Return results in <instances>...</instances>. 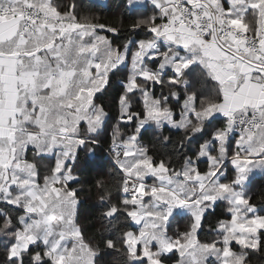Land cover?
Segmentation results:
<instances>
[{"label": "snow or ice", "instance_id": "1", "mask_svg": "<svg viewBox=\"0 0 264 264\" xmlns=\"http://www.w3.org/2000/svg\"><path fill=\"white\" fill-rule=\"evenodd\" d=\"M126 8L117 27L81 0H0V264H255L264 0ZM109 133L100 243L78 221L81 175Z\"/></svg>", "mask_w": 264, "mask_h": 264}, {"label": "trees", "instance_id": "2", "mask_svg": "<svg viewBox=\"0 0 264 264\" xmlns=\"http://www.w3.org/2000/svg\"><path fill=\"white\" fill-rule=\"evenodd\" d=\"M81 2L84 3L85 7L92 14L99 17L100 22L117 27L121 26V22H123V25H128L139 15L138 12H130L126 8V0H107L106 4L104 5L93 0H81ZM107 35L111 36L112 34L108 33ZM123 38L124 36L121 37V39ZM104 103L110 109L111 114L114 115L115 106L111 100L105 99ZM109 136L110 133L101 138V144L97 146L94 157L87 168L83 169L81 175V179L84 183L80 188V191H82L83 195L81 197L82 207L78 215V221L81 224L86 237L100 243H102V228L98 217L101 211V206L100 202L96 198V189L93 187V184L97 179H110L113 161L109 155ZM149 141H151L149 146L153 152H156L159 155H164L165 152L171 153L170 146L161 147L159 145V141L153 139L151 136L145 140V143L148 144ZM153 144L156 145V147H152ZM261 187L262 185L259 181H257L249 191V194L253 196V199L257 202L258 206L261 203L259 200V196L261 195ZM219 213H224L223 208L218 211V214ZM214 222L215 221L213 220V223ZM205 231H207V226ZM235 247L239 248L238 245ZM114 258L115 254L107 256L109 261L114 260ZM262 260H264V258L257 257L255 264H262Z\"/></svg>", "mask_w": 264, "mask_h": 264}, {"label": "crops", "instance_id": "3", "mask_svg": "<svg viewBox=\"0 0 264 264\" xmlns=\"http://www.w3.org/2000/svg\"><path fill=\"white\" fill-rule=\"evenodd\" d=\"M93 1L98 2V3H100V2H104L105 4H106V2H107V0H93ZM103 5H104V4H103ZM237 249H239V248H237Z\"/></svg>", "mask_w": 264, "mask_h": 264}, {"label": "rangeland", "instance_id": "4", "mask_svg": "<svg viewBox=\"0 0 264 264\" xmlns=\"http://www.w3.org/2000/svg\"><path fill=\"white\" fill-rule=\"evenodd\" d=\"M100 4H105L104 2H100Z\"/></svg>", "mask_w": 264, "mask_h": 264}]
</instances>
